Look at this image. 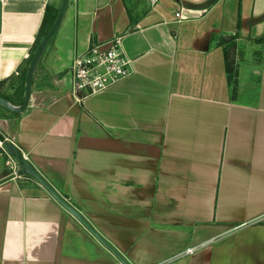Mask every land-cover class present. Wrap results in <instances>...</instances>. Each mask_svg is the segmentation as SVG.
Listing matches in <instances>:
<instances>
[{"label":"crops","instance_id":"crops-1","mask_svg":"<svg viewBox=\"0 0 264 264\" xmlns=\"http://www.w3.org/2000/svg\"><path fill=\"white\" fill-rule=\"evenodd\" d=\"M205 1L68 0L27 106H0V135L131 264H264V0ZM48 3L0 0L16 106ZM117 36L131 72L76 103L74 57ZM0 264L121 263L21 176L0 184Z\"/></svg>","mask_w":264,"mask_h":264},{"label":"built area","instance_id":"built-area-1","mask_svg":"<svg viewBox=\"0 0 264 264\" xmlns=\"http://www.w3.org/2000/svg\"><path fill=\"white\" fill-rule=\"evenodd\" d=\"M175 16L180 18L181 15L176 12ZM130 70L131 61L122 52L120 37H113L101 44L91 43L83 53L74 57L69 67L73 101L80 103L85 97L109 88L129 75ZM5 142V138H0V153H5ZM6 165L10 173L15 172L16 162L12 157L6 161ZM191 251L187 249L186 253Z\"/></svg>","mask_w":264,"mask_h":264},{"label":"water","instance_id":"water-1","mask_svg":"<svg viewBox=\"0 0 264 264\" xmlns=\"http://www.w3.org/2000/svg\"><path fill=\"white\" fill-rule=\"evenodd\" d=\"M68 0H59V5L55 18L38 41L35 49L30 57L29 64L26 69L25 79H24V94L23 100L20 105H13L9 103L6 99L0 96V106L9 110L13 113H21L27 106L30 94V84L33 76L35 66L45 49L48 42L51 40L55 32L57 31L60 22L62 20L63 14L65 12ZM216 0H206L201 6L206 8L212 5ZM5 154L12 157L16 162V170L0 178V184L13 179L15 177L29 176L32 177L41 187H43L65 210H67L73 217H75L86 229L91 233V235L99 241V243L105 247L121 264H131L119 251H117L109 242H107L81 215L74 207H72L63 197H61L53 186L34 168V166L23 156L22 152L12 143H4Z\"/></svg>","mask_w":264,"mask_h":264},{"label":"trees","instance_id":"trees-1","mask_svg":"<svg viewBox=\"0 0 264 264\" xmlns=\"http://www.w3.org/2000/svg\"><path fill=\"white\" fill-rule=\"evenodd\" d=\"M57 8L58 7H56V6H54L53 4H50V3H48L46 5V7L44 9L43 17H42V20H41V23H40V26H39V29H38V33H37V43L42 38V36L46 33V31L48 30L50 25L52 24V22H53V20L55 18L56 12H57ZM235 37H236V35L232 36L229 39V41H227V42H229L230 46H233V42L235 40ZM224 42L225 41H221V43H220V44L223 45V47H225ZM227 42H225V43H227ZM34 49H33V51H34ZM33 51H32V53H33ZM225 55H226V50H225ZM29 60H30V58H29ZM226 70H227V80H228V82H229V84L231 86L232 93H234V91H235V78H232V76L234 75V72H233V69H232V65L227 64ZM25 72H26V70L23 71L22 81L24 80ZM0 138L2 139L1 135H0ZM8 174H9V172H4L3 176H6Z\"/></svg>","mask_w":264,"mask_h":264}]
</instances>
